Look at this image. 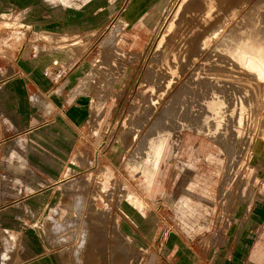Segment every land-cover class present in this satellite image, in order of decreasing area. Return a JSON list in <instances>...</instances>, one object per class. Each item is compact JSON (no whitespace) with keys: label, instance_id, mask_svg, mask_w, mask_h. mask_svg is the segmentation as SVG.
Listing matches in <instances>:
<instances>
[{"label":"rangeland","instance_id":"1","mask_svg":"<svg viewBox=\"0 0 264 264\" xmlns=\"http://www.w3.org/2000/svg\"><path fill=\"white\" fill-rule=\"evenodd\" d=\"M141 2L122 11L100 38L85 34L96 42L80 67L71 68L74 58L65 68L47 69L54 78L68 76L48 99L10 102L16 111L90 109L82 131L24 132L21 118L13 124L0 101V264H227L232 240L264 242V0ZM46 7L0 4V78L27 35L31 43L44 34L34 16ZM114 27L113 53L104 52L101 42ZM158 49L165 52L149 70ZM61 95L73 99L56 102ZM174 96L193 112L199 101L200 111L191 114L203 110L193 117L199 122L173 107ZM154 151L159 158L152 169Z\"/></svg>","mask_w":264,"mask_h":264},{"label":"crops","instance_id":"2","mask_svg":"<svg viewBox=\"0 0 264 264\" xmlns=\"http://www.w3.org/2000/svg\"><path fill=\"white\" fill-rule=\"evenodd\" d=\"M126 1L87 0L78 5L64 6L60 1L50 0H0V4L47 6L34 16L35 21L40 22L44 28L39 30V34L44 33L45 36L40 35L37 41L30 43L29 33L27 38L19 44L15 54L11 57L8 56L9 61H7V67L4 70L9 72L0 78V101L6 102L4 106L5 115L13 118V124L16 123L15 118L17 120L21 118L24 132L42 134L78 133L90 124V118L93 116V111L90 109L54 107L52 109L32 110L27 107L23 108L22 111H16L10 102L16 100L29 101L32 97L37 98V100L48 99V94L57 91L66 82L68 76L65 78L61 74L58 78H54L46 72L47 69L55 64H60L65 68L74 58L71 68L80 67L84 54L95 46L96 41L94 39L89 42L90 36L97 34V37L100 38L102 31L119 14L124 11L126 14L127 9L131 6L136 7L142 3V0ZM77 2L79 1L77 0ZM25 15L30 22V13H25ZM132 15L136 14L132 13ZM130 19L133 18L130 17ZM134 19L136 18L134 17ZM85 34L90 38L85 39ZM59 47L64 48V50ZM54 70V75L58 76L59 70L57 68ZM70 99L73 97L61 95L56 102ZM71 139L73 138L71 137ZM55 148H59L57 143H55ZM62 182L65 181L58 183V186ZM247 223L244 222L243 226ZM246 228L249 227L246 226ZM232 241L230 243V256L225 258L227 264H239V261H262L260 264H264L263 241L255 240L253 242L251 238L243 237H238Z\"/></svg>","mask_w":264,"mask_h":264},{"label":"bare ground","instance_id":"3","mask_svg":"<svg viewBox=\"0 0 264 264\" xmlns=\"http://www.w3.org/2000/svg\"><path fill=\"white\" fill-rule=\"evenodd\" d=\"M184 7H185V6L183 5L182 8L184 9ZM182 8H181V9H182ZM185 8H186V7H185ZM179 9H180V8H179ZM236 12L238 13V12H240V11H236ZM247 12H250V10H247ZM237 13H236V14H237ZM183 14H184V13H183ZM218 16H219V15H218ZM242 17H243V16H242ZM179 19H180V16H179ZM185 19H186V18H185ZM215 19H216V18H215ZM215 19H214V20H215ZM179 21H180V20H179ZM188 21H189V20H188ZM190 21H191V20H190ZM216 22H217V21H216ZM228 22H229V21H228ZM236 22H237V21H236ZM249 22H250V21H249ZM177 23H179V22H176V24H177ZM234 23H235V22H234ZM234 23H233V24H234ZM238 24H239V21H238ZM251 24H252V23H251ZM120 25H122V24H119L118 27H120ZM216 25H217V23H216ZM216 25H214V28H215ZM219 25L221 26L222 24H219ZM226 25H227V23H226ZM252 25H253V24H252ZM177 26H180V24H178ZM201 26H202V25H201ZM222 26H224V24H223ZM222 26H221V27H222ZM230 26H231V24H230ZM230 26H229V27H230ZM248 26H249V25H248ZM248 26L246 25V27H248ZM254 26H255V25H254ZM225 27H226V26H225ZM250 27H251V26H250ZM175 28H176V27H175ZM202 28H203V27H202ZM214 28H213V29H214ZM248 28H249V27H248ZM254 28H255V27H254ZM256 28H258V26H257ZM256 28H255V29H256ZM112 29H113L112 32H111L109 35H107V37H105V39L101 42V43H102V46H104V49H103L104 52H106V51L109 49V50H110L109 53H111V52L113 53V50H111L113 47H115V45H114V41H113V40H114L113 36H115V35H114V34H115L114 32H115L116 29H118V28H115V27H114V28H112ZM119 29H120V28H119ZM213 29L210 30V31H213ZM218 29H219V28H218ZM252 29H253V28H252ZM259 29H261V28H259ZM120 30H121V29H120ZM256 30L258 31V29H256ZM261 30H262V29H261ZM110 31H111V30H110ZM215 31H216V30H215ZM218 31H219V30H218ZM249 31H251V30H249ZM253 31H254V29H253ZM175 32H176V31H175ZM204 32H205V31H204ZM251 32H252V31H251ZM251 32H250V33H251ZM254 32H256V31H254ZM181 33H182V32H181ZM208 33H209V32H208ZM212 33H213V32H212ZM212 33H211V34H212ZM218 33L220 34V32H218ZM228 33H230V32H228ZM260 33H261L260 35H262V32H260ZM203 34H204V33H203ZM209 34H210V33H209ZM219 34H217V35H219ZM226 34H227V32L225 31V35H226ZM242 34H243V33H242ZM244 34H245V33H244ZM248 34H249V33H248ZM251 34H252V33H251ZM255 34H256V33H255ZM169 35H170V34H169ZM171 35H172V34H171ZM204 35H207V34H204ZM239 35H240V34H239ZM167 36H168V35H167ZM173 36H174V35H173ZM186 36H187V35H186ZM210 36H211V35H210ZM212 36H213V35H212ZM212 36H211V37H212ZM227 36H228V34H227ZM230 36H231V34H230ZM232 36H233V35H232ZM234 36H235V35H234ZM241 36H242V35H241ZM243 36H244V35H243ZM198 37H200V35H198ZM203 37H204V36H203ZM225 37H226V36H225ZM238 37H239V36H238ZM238 37L236 38L237 40L240 38V37H239V38H238ZM258 37H259V36H258ZM174 38H175V37H174ZM189 38H190V37H189ZM201 38H202V37H201ZM201 38H200L199 40H201ZM220 38H222V37L220 36ZM223 38H224V35H223ZM228 38H229V36H228ZM228 38H226V39L228 40ZM244 38H245V36H244ZM247 38H248V37H247ZM260 38H261V36H260ZM115 39H116V38H115ZM181 39H183V38H181ZM181 39H180L179 42H181ZM202 39H203V38H202ZM211 39H212V38H211ZM240 39H241V38H240ZM242 39H243V38H242ZM252 39H253V38H252ZM170 40H171V38H170ZM173 40H174V39H173ZM191 40H192V39H191ZM214 40H215V39H214ZM221 40H222V39H220V41H221ZM232 40H233V39H231V41H232ZM244 40H245V39H244ZM165 41H166V40H165ZM177 41H178V40H177ZM177 41H176L175 44H177ZM183 41H184V40H183ZM192 41H193V40H192ZM222 41H223V40H222ZM228 41H230V40H228ZM242 41H243V40H242ZM254 41H255V40H254ZM174 42H175V41H174ZM179 42H178V43H179ZM193 42H194V41H193ZM199 42H201V41H197V45H198ZM218 42H219V41H218ZM225 42H226V41H225ZM236 42H237V41H236ZM236 42H235V45L237 44ZM238 42H239V40H238ZM243 42H246V41H243ZM248 42H249V40H248ZM101 43H100V44H101ZM168 43L170 44V42H168ZM211 43H212V42H211ZM220 43H221V42H220ZM220 43H216V44H213V45H216V46H217V44L220 45ZM227 43H228V47H230V49H231V46H229V45H230L229 42H227ZM231 43H232V42H231ZM260 43H261V42H260ZM260 43L258 42V43H256V44L253 45V46H258V47H259V46H260V45H259ZM262 43H263V42H262ZM185 44H187V47L190 46V45H188V43H185ZM200 44H201V43H200ZM246 44H247V43H246ZM171 45H172V44H171ZM180 45H181V43H180ZM194 45H195V44H194ZM197 45H196V46H197ZM201 45H202V44H201ZM219 45H218V46H219ZM221 45H222V44H221ZM223 45H224V43H223ZM225 45H226V44H225ZM231 45H233V43H232ZM165 46H166V45H165ZM167 46H168V45H167ZM167 46H166V47H167ZM177 46H178V45H177ZM182 46H183V45H182ZM196 46H195V47H196ZM161 47H162V46H161ZM163 47H164V46H163ZM166 47H165V48H166ZM169 47H170V46H169ZM169 47H168V48H169ZM171 47H172V46H171ZM180 47H181V46H180ZM199 47H200V45H199ZM214 47H215V46H214ZM190 48H191V47H189V49H190ZM232 48H234V45H233ZM173 49H174V48H173ZM181 49H182V48H181ZM195 49L198 50V47L195 48ZM195 49H194L193 51H194V53H195V51H196V53H197V50H195ZM209 49H210V48H209ZM118 50H119V49H118ZM168 50H169V49H168ZM176 50H177V49H176ZM179 50H180V48H179ZM185 50L187 51L188 49L185 48ZM185 50H184V51H185ZM202 50H203V49H202ZM202 50L200 49L199 51H202ZM220 50H222V49H220ZM103 51H102V53H103ZM163 51H164V50H163ZM163 51H161V52H163ZM174 51H175V49L172 51V53H173ZM184 51H183V52H184ZM159 52H160V49H158V50L154 53V55L152 56V58H151V60H150V62H149V64H148V67H147L149 70H150L151 68H153L152 66H154L155 61L157 60V57H158V55H159ZM161 52H160V53H161ZM164 52H165V51H164ZM167 52H168V51H167ZM175 52H177V51H175ZM175 52H174V53H175ZM187 52H188V54H189V51H187ZM202 52H203V51H202ZM202 52H201V53H202ZM209 52H210V54H211V53L213 54V52H219V49H218V48H211L210 51H208L207 53H209ZM109 53H107V54H108V55H107V59H108V56H110V58L113 56L112 54H109ZM114 53H115V52H114ZM190 53H192V52H190ZM198 53H199V52H198ZM161 54H162V53H161ZM175 54H176V53H175ZM180 54H181V53H180ZM188 54H187V55H188ZM192 54H193V53H192ZM203 54H205V53H203ZM210 54H209V56L207 55V56H208L207 58H211V57H210V56H211ZM102 55H103V54H102ZM111 55H112V56H111ZM115 55H116V53H115ZM167 55H168V54H167ZM170 55H171V54H170ZM198 55L201 56V54H198ZM198 55H197V56H198ZM213 55H214V54H213ZM215 55H216V54H215ZM221 55H222V54H221ZM225 55H226V54H225ZM162 56H163V55H162ZM165 56H166V55H165ZM175 56H176V55H175ZM178 56H179V55H178ZM184 56L186 57V55H184ZM189 56H190V55H189ZM219 56H220V54H219ZM103 57L106 59V55L103 56ZM120 57H121V56H120ZM170 57H171V56H170ZM225 57H227V56H225ZM101 58H102V57H101ZM161 58H163V57H161ZM168 58H169V57H168ZM176 58H177V56H176ZM179 58H180V57H179ZM220 58H221V57H220ZM227 58H228V57H227ZM229 58H230V56H229ZM229 58H228V60H229ZM107 59H106V60H107ZM114 59H115V58H114ZM130 59H131V58H130ZM205 59H206V58H205ZM213 59H214V58H213ZM108 60H109V59H108ZM112 60H113V59H112ZM163 60H164V59H163ZM168 60L170 61V58H169ZM179 60H180V59H179ZM207 60H209V59H207ZM171 61L173 62V59H172ZM171 61H170V62H171ZM205 61H206V60H205ZM215 61H216V60H215ZM230 61L232 62V60H230ZM248 61H249V59H248V57H247V61H246V63H248ZM156 62H157V61H156ZM177 62H178V61H177ZM181 62H182V61H181ZM198 62H199V61H198ZM207 62H208V61H207ZM233 62H234V61H233ZM233 62H232L231 64H233ZM103 63H104V62H103ZM157 63H158V62H157ZM159 63H160V61H159ZM162 63H163V61H162ZM168 63H169V62H168ZM201 63H202V62H201ZM182 64H183V63H182ZM182 64H181V65H182ZM235 64H236V62H235ZM108 65H109V64H108ZM158 65L160 66V64H158ZM177 65H180V64H177ZM181 65H180V66H181ZM183 65H184V64H183ZM195 65H196V64H195ZM197 65H198V64H197ZM207 65H208V64H207ZM237 65H238V63H237ZM165 66H166V65H165ZM171 66H172V65H171ZM202 66H203V65L200 64V65L198 66V68L200 67V69H201ZM204 66H205V64H204ZM204 66H203V67H204ZM216 66H217V65H216ZM185 67H186V66H185ZM222 67H223V66H222ZM147 68H146V70H147ZM192 68H193V67H192ZM194 68H196V66H194ZM194 68H193V69H194ZM198 68H197V69H198ZM207 68H208V67H207ZM216 68H217V67H216ZM216 68H215V69H216ZM204 69H206V67H204ZM215 69H213V70H215ZM219 69H220V68H219ZM149 70H148V71H149ZM153 70H154V68H153ZM180 70H181V69H180ZM207 70H209V69H207ZM210 70H211V69H210ZM210 70H209V71H210ZM213 70H212V71H213ZM221 70L224 71L223 69H221ZM221 70H220V71H221ZM229 70H230V69H229ZM157 71H158V70H157ZM164 71H165V70H164ZM199 71H200V70H199ZM220 71H218V72H220ZM146 72H147V71H146ZM149 72H150V71H149ZM218 72H214V73L212 72V73H213V74H212L213 77H220V75H221L222 77H228V76H229V75H224V73H223V74L220 73V75H218ZM150 73L153 74L152 72H150ZM190 73H192V72H190ZM193 73H196V72L193 71ZM230 73H231V72H230ZM236 73H237V72H236ZM206 74H207V73H206ZM208 74H209V72H208ZM146 75H147V73H146ZM164 75H165V74H164ZM188 75H190V74H188ZM198 75H199V74H198ZM210 75H211V74H210ZM252 75H253V74H252ZM148 76H149V75H148ZM166 76H167V75H166ZM146 77H147V76H146ZM157 77H158V76H157ZM179 77H180V76H179ZM190 77H191V76H190ZM190 77H189V78H190ZM192 77H193V74H192ZM199 77H200V76H199ZM202 77H204V76H202ZM207 77L210 78L209 76H207ZM159 78H160V77H159ZM230 78H231V77H230ZM232 78H234V77H232ZM144 79H145V78H144ZM179 79H180V78H179ZM179 79H178V80H179ZM182 79H183V78H182ZM206 79H207V78H206ZM261 79H263V78H261ZM147 80H148V79H147ZM158 80H159V79H158ZM189 80H190V79H189ZM191 80H192V79H191ZM191 80H190V81H191ZM154 81H156V80H154ZM163 81H164V80H163ZM187 81H188V78H187ZM193 81H194V79H193ZM203 81H204V80H203ZM212 81H213V80H212ZM150 82H151V81H150ZM159 82H160V81H159ZM175 82H176V81H175ZM196 82L198 83V81H196ZM215 82H216V81H215ZM215 82H214V84H215ZM179 83H181V82H179ZM179 83H178V84H179ZM188 83H189V82H188ZM202 83H203V82H202ZM204 83H205V81H204ZM204 83H203V84H204ZM208 83H209V82H207L206 84L208 85ZM211 83H212V82H211ZM211 83H210V84H211ZM149 84H150V83H149ZM155 84H156V83H155ZM162 84H163V83H162ZM162 84H161V85H162ZM171 84H172V83H171ZM182 84L184 85V83H182ZM206 84H205V87H207ZM210 84H209V86H210ZM172 85H173V84H172ZM176 85H177V84H176ZM209 86L207 87V89H209ZM211 86H212V85H211ZM215 86H216V85H215ZM260 86H261V85H260ZM172 87H173V86H172ZM175 87H176V86H175ZM178 87H179V86H178ZM212 87H214V85H213ZM156 88H157V87H156ZM163 88H164V87H163ZM179 88H180V87H179ZM181 88H183V87L181 86ZM201 88H202V87H201ZM223 88H224V87H223ZM227 88H228V87H227ZM184 89H185V88H184ZM198 89H199V87H198ZM213 89H214V88H213ZM215 89H216V88H215ZM217 89H218V88H217ZM167 90H168V88H167ZM186 90H188V89H186ZM192 90H193V89H192ZM195 90H196V89H195ZM201 90H202V89H201ZM201 90H200V91H201ZM205 90H206V89H205ZM205 90H204V91H205ZM209 90L211 91V89H209ZM218 90H219V89H218ZM229 90H230V88H229ZM149 91H150V90H149ZM171 91H172V90H171ZM178 91H180V90H178ZM207 91H208V90H207ZM207 91H206V92H207ZM155 92H157V91H155ZM173 92H174V89H173ZM185 92H186V91H185ZM195 92H196V91H195ZM195 92H194V93H195ZM176 93H177V92H176ZM179 93H181V92H179ZM182 93H183V91H182ZM189 93H190V92H189ZM138 94H139V93H138ZM174 94H175V93H174ZM196 94H197V93H196ZM170 95H171V93H170ZM172 95H173V94H172ZM176 95H178V93H177ZM200 95H201V94H200ZM205 95H206V94H205ZM194 96H195V95H194ZM152 97H153V96H152ZM178 97H179V96H178ZM178 97H175V96H174V98L170 101V103L172 104V103L174 102V104H175V101L178 102V101H177V100H178ZM95 98H96V97H95ZM190 98H191V97H190ZM194 98H195V97H194ZM199 98H200V97H199ZM246 98H247V97H246ZM242 99H243V98H242ZM185 100H186V99H185ZM188 100H189V99H188ZM91 101H92V100H91ZM163 101H164V100H163ZM168 101H169V100H168ZM196 101H197V100H196ZM93 102H94V101H93ZM183 102H185V101H183ZM137 103H139V102H137ZM189 103H190V102H189ZM135 104H136V103H135ZM141 104H142V103H141ZM174 104H173V105H174ZM195 104H196V106H197V110H196L195 112H193V111L191 110V108L189 107L188 104H183V103H181V102H178V103L176 104V107H175V106H173V107H174L176 110H186V111H190V112H191L190 115L187 116V117H190L191 114H194V113L196 114V112H199V111H200V108H199V101H197ZM212 104H213V102L211 103V107H212ZM169 105H170V104H168L167 106H168V107L172 106V105H170V106H169ZM136 106H137V105H136ZM167 106H166V108H167ZM181 106H182V107H181ZM194 106H195V105H194ZM142 107H143V106H142ZM160 107H161V106H160ZM180 107H181V108H180ZM200 107H201V106H200ZM143 108H144V107H143ZM146 108H147V107H146ZM148 108H150V107H148ZM166 108H165V109H166ZM182 108H183V109H182ZM150 109H151V108H150ZM201 109H203V108H201ZM148 110H149V109H148ZM161 110H164V109L162 108ZM168 110H169V109H168ZM168 110H167V111H168ZM176 110H175V111H176ZM164 111L167 112L166 110H164ZM169 111H170V110H169ZM173 111H174V110H173ZM175 111H174V112H175ZM186 111H183V112L187 113ZM165 112H161V114H162V113L164 114ZM176 112H178V111H176ZM176 112H175V113H176ZM183 112H182V113H183ZM202 112H203V110H202ZM202 112H200V113H202ZM179 113H180V112H179ZM182 113H181V114H182ZM200 113H199V115L201 116ZM149 114H150V113H149ZM163 114L161 115V117L163 116ZM171 114H172V110H171ZM202 114H203V113H202ZM164 115H165V114H164ZM169 115H170V114H169ZM172 115H173V114H172ZM174 115H175V114H174ZM174 115H173V116H174ZM186 115H187V114H186ZM199 115H196V116L194 115V116L197 117V116H199ZM157 116H159V115H157ZM175 116H176V115H175ZM183 116H185L184 113H183ZM194 116H193V117H194ZM235 116H236V115H235ZM187 117H186V118H187ZM191 117H192V116H191ZM193 117H192V118H193ZM195 117H194V118H195ZM146 118H147V117H146ZM159 118H160V117H159ZM164 118H165V117H164ZM192 118H191V119H192ZM194 118H193V121L195 120ZM235 118H236V117H235ZM152 119H153V118H152ZM162 119H163V118H161V120H162ZM179 119H180V117H179ZM187 119H188V118H187ZM143 120H144V119H143ZM170 120H171V119H170ZM170 120H169V121H170ZM185 120H186V119H185ZM188 120L191 121L190 119H188ZM196 120H197V118H196ZM154 122H155V121H154ZM157 122H158V121H157ZM184 122H185V121H184ZM194 122H195V121H194ZM196 122H199V121H196ZM196 122H195V123H196ZM125 123H126V122H125ZM161 123H162V122H161ZM161 123H160V125H161ZM191 123H193V122L191 121ZM126 124H127V123H126ZM166 124H167V123H166ZM171 124H172V122H171ZM144 125H145V124H144ZM157 125H158V124H157ZM157 125H156V127H157ZM193 125H195V124H193ZM136 126H137V125H136ZM191 127H192V126H191ZM170 128H171V127H170ZM170 128H169V129H170ZM173 128H174V127H173ZM178 128H179V127H178ZM201 128H202V127H201ZM150 129H152V127H151ZM150 129H148V130H150ZM194 129H195V128H194ZM154 130H155V129H154ZM152 131H153V130H152ZM145 134H146V133H145ZM154 134H155V133H154ZM143 135H144V134H143ZM140 136H141V135H140ZM218 139H219V138H218ZM131 140H132V139H131ZM139 141H140V140H139ZM226 141H228V140H226ZM218 142H219V141H218ZM221 143H222V142H221ZM224 143H225V142H224ZM144 145H145V144H144ZM226 145H227V144H226ZM226 145H225V146H226ZM140 150H141V147H140ZM241 151H242V150H241ZM230 152H231V151H230ZM230 152H229V154H230ZM141 153H142V152H141ZM251 153H252V152H251ZM227 157H228V156H227ZM158 158H159V156H157V154H156L155 151L151 154V157H149L148 163H149V164L151 163V165H152L151 168H152V169H155V167H156V165H157V160H158ZM87 162H88V161H87ZM88 163H89V162H88ZM94 163H95V162H94ZM95 165H96V164H95ZM93 167H94V166H93ZM228 167H229V166H228ZM228 167H227V169H228ZM231 167H232V165H231ZM100 168H101V167H100ZM90 169H91V168H90ZM97 169H98V168L96 167V170H97ZM227 169H226V170H227ZM87 170H88V169H87ZM96 172H97V171H96ZM225 172H226V171H225ZM89 173H90V172H89ZM224 176H225V175H224ZM224 176H223V177H224ZM93 178H94V177H93ZM224 179H226V178H224ZM222 184H223V182H222ZM83 197H84V196H83ZM88 198H89V197H88ZM77 199H78V198H77ZM80 199H81V197H80ZM82 199H83V198H82ZM82 199H81V200H82ZM74 201H75V200H74ZM75 203H77V202H75ZM81 203H82V202H81ZM79 204H80V203H79ZM89 204H90V203H89ZM69 205H70V204H69ZM73 206H74V203H73ZM89 206H90V205H89ZM66 207H67V206H66ZM79 211H80V210H79ZM77 212H78V211H77ZM79 213H80V212H79ZM135 220H137V219H135ZM79 224H80V222H79ZM53 227H54V226H53ZM82 228L84 229V227H82ZM82 228H81V229H82ZM83 229L81 230L82 233H83ZM78 230H79V229H78ZM84 232H85V231H84ZM10 234H11V233H10ZM79 234H80V233H79ZM83 234H84V233H83ZM83 234H82V236H83ZM82 236H81L80 238H82ZM86 236H87V233H85V236H84V237L86 238ZM84 237L82 238V240L85 239ZM88 237H90V236H88ZM93 237H94V236H93ZM90 238H91V237H90ZM91 240H92V238H91ZM91 240H90V241H91ZM97 240H98V239H97ZM90 241H89V242H90ZM81 242H82V241H81ZM85 242H86V240L84 241V244H85ZM82 243H83V242H82ZM119 243H120V242H119ZM84 244H80L81 248H83L82 245H84ZM117 246H118V245H117ZM6 247H7V246H6ZM77 249H79V247H78ZM75 251H76V250H75ZM100 253H101V252H100Z\"/></svg>","mask_w":264,"mask_h":264}]
</instances>
